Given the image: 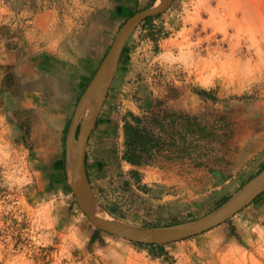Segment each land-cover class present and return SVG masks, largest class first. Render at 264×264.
Returning a JSON list of instances; mask_svg holds the SVG:
<instances>
[{"label": "rangeland", "instance_id": "rangeland-1", "mask_svg": "<svg viewBox=\"0 0 264 264\" xmlns=\"http://www.w3.org/2000/svg\"><path fill=\"white\" fill-rule=\"evenodd\" d=\"M217 2L172 0L127 38L144 68L146 90L132 97L145 107L138 116L151 135L143 138L149 162L124 168L126 144L96 138L107 129L110 96L89 135L104 144L98 153L108 167L87 175L93 200L118 220L154 227L196 218L264 166V79L256 85L248 73L251 83L222 86L230 55L212 52L262 42L264 25L248 27L239 8L244 21L224 22V35L208 10ZM104 5L0 0V264H264V192L224 222L164 244L101 230L79 207L66 177V138L85 89L79 78L96 70L116 33L101 20ZM90 43L92 55L104 45L101 59L82 54ZM44 51L57 55L47 71L38 64ZM252 65V73L264 71V58Z\"/></svg>", "mask_w": 264, "mask_h": 264}, {"label": "water", "instance_id": "water-1", "mask_svg": "<svg viewBox=\"0 0 264 264\" xmlns=\"http://www.w3.org/2000/svg\"><path fill=\"white\" fill-rule=\"evenodd\" d=\"M171 2L172 0H164L161 3H157V0H155L149 6L142 8L132 14L119 27L110 47L102 57L98 67L93 73L78 101L72 123L73 125H71V129L68 133L70 134L73 130L72 135L76 138L72 146L70 148L67 147L65 151V168L68 185L70 186L79 207L88 216L91 222L97 228L107 231L108 233L115 234L130 240L152 244L169 243L206 231L233 216L236 212L250 204L256 197L264 192L263 166L257 173L248 179L237 192H235L232 196H230L210 212L193 219L184 220L165 226H134L133 228L135 229H132L133 225L118 220L109 214L108 215L110 216V219H105L98 215L90 206L82 193V189L84 187L89 197L93 200L89 193L88 178L85 170V150L89 135L93 128H95L94 126L97 116L106 98L122 48L131 32L141 21L149 16L162 13L170 6ZM83 99L85 100L87 107L93 102L95 103V108H93V114L86 121V123H83L84 118L82 119L80 124L81 128H79L78 134L75 135V115ZM81 172L84 176L82 181H80ZM235 195L236 197L228 205L217 211V209L222 207ZM98 207L100 206L98 205Z\"/></svg>", "mask_w": 264, "mask_h": 264}, {"label": "crops", "instance_id": "crops-1", "mask_svg": "<svg viewBox=\"0 0 264 264\" xmlns=\"http://www.w3.org/2000/svg\"><path fill=\"white\" fill-rule=\"evenodd\" d=\"M152 1L153 0H104L105 5L102 9L103 14L101 20L109 29L108 31L110 33L117 32L119 27L128 17H130L140 9L149 6ZM109 32L108 35H110ZM92 50L93 47L90 43L84 48L85 52L82 54L86 58L95 56L96 59H101L100 55L104 50V45H102V47L98 49L96 55H92ZM139 55L140 54L138 52V47L134 48L133 45L127 40L120 53L115 72L113 74L104 101L105 105L108 101V98L111 96L113 97V102L115 103L111 108H108L107 117L109 118L106 119V121L102 124V126L107 129H103V131L98 132V134L96 135V138H99L101 140L106 139L105 141L110 140V143H112L113 140H116V142L120 141V145H122V147L125 144L124 123L126 119H130L128 114H130V112H133L134 114L139 115L142 114L145 109L141 100H136L132 97L134 93H140L146 90V82L143 80L144 68L142 67V63L140 62V59L142 58H139ZM56 56L57 55L51 51L42 52V54L38 58V64L40 68L44 71H47L55 67ZM89 70L88 72H83L81 74L78 81V89H83L84 87H86L89 80L91 79L95 69L90 67ZM91 142L92 138H89L85 150V170L86 174L89 176H91L90 171H92V173H97L100 170H104L105 167H108V165L105 164L108 160L102 159V157H100V154L98 153L99 151H101L100 149L104 146V144H92ZM125 149L119 151L122 165L124 166V168H127L129 166L131 168H134L136 164L131 163L123 157ZM125 177L128 178L127 175H125Z\"/></svg>", "mask_w": 264, "mask_h": 264}, {"label": "bare ground", "instance_id": "bare-ground-1", "mask_svg": "<svg viewBox=\"0 0 264 264\" xmlns=\"http://www.w3.org/2000/svg\"><path fill=\"white\" fill-rule=\"evenodd\" d=\"M163 1L164 0H157V3H161ZM230 1L231 2H226L225 0H218L216 6H211L210 4H209L210 6H208V10L210 11L211 15L216 16V18H218V20H219L218 28L223 29L222 31H223L224 35H227V29L225 28V26H220L222 24L226 25L227 23H236L235 25H237V24H240L239 22L245 20L248 27L252 26L253 23H256L258 26L264 25V3H263V0H230ZM239 8H241V10H242L241 12L243 13V16H244V20H241V21H239V19H237V17H236V15H237L236 10ZM259 24H261V25H259ZM236 34H237V32H236ZM238 42L231 43L229 45L231 48L229 53L224 51L219 45L213 47L212 52L216 53L215 59L220 60V57L222 55H230L228 57V59L224 60L223 63L229 62L233 68V72L231 74H228L226 72L228 75L227 76L225 75L226 77L223 78L222 86H225V87L232 86L233 87L235 85V86L240 87L241 85L245 84L246 81H249V83H251L250 79L247 80V78H246V75H248V73L252 74L251 79L256 81V85H257L259 82L263 81L264 71H262V68L258 67L259 69L257 68V70L254 73H252V71H250V70H252L250 67L253 66L252 60H254V58H257V59H263L264 58V40L262 42L257 41V40H252L251 42L249 41L248 44L245 43L246 44L245 49H243L241 47L242 45L240 46L238 44ZM241 44H243V43H241ZM245 55H252L253 57H246L245 59H243V56H245ZM93 108H95V103L92 102L87 107L85 104V100L83 99L81 104L79 105V107L77 109L75 119L76 120H78V119L82 120L84 118L83 123H86V121L93 114ZM238 119H239V117H238ZM75 138L76 137H73L72 134L70 133V135L66 138V146L70 148L72 146V144L74 143ZM83 178H84V176L81 172L80 173V181H82ZM82 190H83L82 193H83L84 197L87 199L88 203L93 208V210L98 215H100L101 217H103L105 219H110V216L107 213H105V211L103 209L98 207V205L89 197V195H88L87 191L84 189V187ZM235 197H236V195L234 197H232L229 201H227L222 207L217 209V211H219L220 209H222L223 207L228 205ZM131 225H133L132 229H135L133 227L137 226L134 224H131ZM130 257H131V255H130Z\"/></svg>", "mask_w": 264, "mask_h": 264}, {"label": "trees", "instance_id": "trees-1", "mask_svg": "<svg viewBox=\"0 0 264 264\" xmlns=\"http://www.w3.org/2000/svg\"><path fill=\"white\" fill-rule=\"evenodd\" d=\"M130 116L131 118L126 119L124 123L126 149L123 157L133 164H144L149 162V154L146 156L142 153L144 149H147V142L145 143L143 138L146 137L148 141H151V135L149 132L142 133L144 129L142 130L143 127L139 124L140 117L137 114L130 112Z\"/></svg>", "mask_w": 264, "mask_h": 264}]
</instances>
